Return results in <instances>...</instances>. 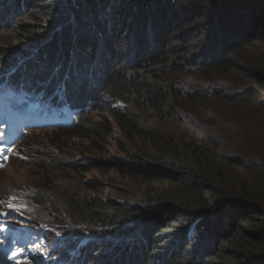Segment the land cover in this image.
I'll use <instances>...</instances> for the list:
<instances>
[{"label":"trees","instance_id":"trees-1","mask_svg":"<svg viewBox=\"0 0 264 264\" xmlns=\"http://www.w3.org/2000/svg\"><path fill=\"white\" fill-rule=\"evenodd\" d=\"M16 1L20 6L12 25L30 22L16 30L13 25V35L0 52L1 169L8 167L15 146L34 130L70 132L67 137L88 142L90 151L102 157L118 130L125 139L119 145L125 156L114 167L101 159L54 163L43 155L32 160L56 172H89L105 164L104 169L114 170L141 191L125 190L121 196L128 203H122L107 198L102 183L91 181L85 183V195L78 197L66 181L55 177L34 193V201L61 200L69 221L79 229H60L51 215L44 218L26 209L38 222L17 230L21 241L12 238L4 247L6 255L18 250L23 259L34 257L33 264L264 262V204L258 199L264 191V156L242 148L254 140L256 145L264 143V101L259 99L264 72L258 65L237 63L246 48L264 45V0H200L209 7L184 20L183 14L177 15L180 0H102L104 6L98 4L101 0ZM150 31L151 44L145 34ZM130 34L137 49L132 48L129 68L107 67L105 62L104 69L100 53L90 71L77 67L79 51L89 56L104 51L113 62L119 61L116 51L110 52ZM179 35L180 42L173 45L169 40ZM66 41L59 66L45 72L40 65L56 63V47ZM33 60L41 63L29 69ZM231 74L249 77L252 84L225 96L220 91ZM191 77L208 83V92L182 91ZM100 78L99 93L108 103L104 111L113 123H90L84 117L93 109L87 92L100 89L91 81ZM209 97L226 108L215 111L210 105L211 116L199 113L195 106ZM235 108L234 117L229 111ZM239 162L251 184L231 177ZM86 163L94 167L87 169ZM162 185L164 190L158 192L156 187ZM207 192L221 202L211 207ZM101 247L107 248L103 254ZM224 252L230 262L222 260Z\"/></svg>","mask_w":264,"mask_h":264},{"label":"rangeland","instance_id":"rangeland-1","mask_svg":"<svg viewBox=\"0 0 264 264\" xmlns=\"http://www.w3.org/2000/svg\"><path fill=\"white\" fill-rule=\"evenodd\" d=\"M110 1V0H109ZM124 1V0H122ZM129 1V0H125ZM95 4V1L93 2ZM114 3V2H113ZM97 4V3H96ZM101 6H104L102 0L100 3ZM118 6V9H121L122 7ZM20 4L16 0H0V52L5 51L7 44V40L12 37L13 33H11V27H13L12 22L15 20L16 13L19 9ZM209 7V2L201 3L200 0H180L179 4L176 6L177 15H181V18L184 20L185 17L189 16V13L191 12H200V9H207ZM124 11V10H122ZM121 11V12H122ZM187 14V15H186ZM97 19L99 20V15L96 14ZM84 20L91 19L90 17H82ZM30 21L28 20H20L16 22L14 25L15 30L17 28H20L22 24H28ZM209 22V21H206ZM205 22V23H206ZM153 26V24H152ZM154 27V26H153ZM196 29V28H193ZM191 27L186 32L190 33ZM21 31H19L18 34H20ZM145 34H149L147 40H151L149 43L151 44L152 40V31L145 32ZM18 36L19 35H15ZM123 36V35H122ZM121 36V37H122ZM14 37V36H13ZM182 36H176V39L171 38L169 41L175 45L176 43H179ZM134 40L133 35H127L121 43H118L115 45V47L111 50V55L114 54L113 52L116 51L114 55L118 56L119 61L113 62L112 58L109 57L106 52H94L91 56L79 51V54L77 55V67L81 68L83 71H90L89 69L96 64L98 61V53H100V57L103 60V65L105 69V65L110 64L107 67H114L116 69H127L130 65V59L133 58L131 53L132 48L137 49V43L134 40V44H132V41ZM73 36L72 39H70V44L73 47ZM68 44V41L64 43V46H58L56 47L58 51L59 57L55 60L56 63H52L46 66L44 64H41V68H44L47 72L50 70L51 72L54 71L57 66H59V63L62 61V57L60 56L62 51L64 50V47ZM104 49H100L102 51ZM114 50V51H113ZM23 55V53H22ZM110 61V62H109ZM237 63L241 66L247 67V66H260L263 68L264 72V45H261L260 43H254L252 46L245 49L244 53H240L237 58ZM105 62L107 64H105ZM41 62H38V60H33L31 62L34 67L38 66ZM1 67V66H0ZM101 67L95 68L94 72L98 73L97 71L101 70ZM104 71V70H103ZM60 72L65 73L64 70H61ZM105 72V71H104ZM33 73V72H32ZM102 78L100 80H97V82L91 81L94 85H101ZM225 81H228L229 83L224 84L225 86L221 89L220 93H225L223 95L227 96L226 94L230 95L234 93L238 87L246 86L250 87L252 83L249 81V77H245L243 75H232L229 78H225ZM189 84L184 86L182 91H184L187 94H194V93H204L208 92L206 91V86L209 85L205 82L197 81L195 78L191 77V81H188ZM191 82V83H190ZM85 88L87 87V80H85ZM195 85V87L193 86ZM100 86V89L97 92L88 91L87 89H84V92H87L89 96L93 99V109L89 111L87 115L84 117L87 118V121L90 123H101L103 120L108 119L110 122L113 123L112 119L109 118L108 114L104 111V109L108 106V103L103 102L102 100H106L103 98L99 92L102 90ZM93 87V86H92ZM220 87V86H219ZM262 91V96H260V100L264 101V90ZM205 103H201L195 106V108L198 110L199 113L205 115V114H212L213 110L215 111L219 110L220 108H226L223 106H220L217 102L210 100V97L204 101ZM212 107H211V106ZM191 110V105L188 106ZM236 109V108H235ZM255 111V110H254ZM234 117L237 114L236 110H230L229 111ZM238 112L242 113L244 116L247 114V111L239 110ZM262 113V112H260ZM147 121L152 123L150 117L145 118ZM154 124V123H152ZM150 124H146V126H149ZM61 130H34L30 132L26 139L15 146L14 155L12 156L11 162L7 163L8 167L6 169H1L0 166V264H33L34 263V257L29 256L26 259H23L21 252L18 250H14V254L12 256L6 255V250H4V247H8L12 243V238H15L18 241H21L19 239V236L22 235L17 233V230L21 228L22 230H26L27 227L31 225V223L38 222V220H35L32 216L28 215L26 213V209H31L33 214H40L42 217L45 218V216L51 215L55 222L60 226V229L64 230H70V229H79V227L73 225L63 209L62 201H55L51 203L49 200H41L37 197V201L41 202V204H38V206H35L33 208V203H36L34 201V198L36 197L34 193H40L44 189L43 187L49 186L52 183V180L55 177H60L64 181H66L72 188L73 193L79 194L78 197H83L86 192V185L85 183L91 182V181H98L102 183L105 186V195L109 199L116 200L118 202H127V199H122L123 193L125 190H134L135 192L139 193L141 191L140 187H137L135 185H130V182L121 177L117 174L114 170H109V168L104 169L103 167H107L105 164H97V166L102 168H94L90 169L89 172H84L85 169L82 168L80 171H60L56 172L54 168L51 167H41L35 164V161L32 159L40 158L41 156L45 155L50 159L51 162L59 163L58 161H64L67 159L77 160V161H83V160H91V159H101L104 163H109L110 167H114V162H119L118 159H122L125 154L120 151L119 145L125 142V139L122 137V134L115 130V136L110 140V145L108 147L109 153L105 156H99L97 152H91L90 151V145L88 142H85L81 139H75L71 137H67L70 135V132L63 133L60 132ZM67 135V136H66ZM256 138V137H253ZM122 142V143H121ZM256 143L257 140H254L253 143ZM247 144L243 145L242 148L249 151V154H262L264 156V143L259 142L256 144ZM94 146L97 147L98 144L94 143ZM3 148L0 146V153H2ZM115 160V161H114ZM117 160V161H116ZM32 162V164L27 165L23 162ZM91 162V161H90ZM240 164V165H239ZM238 166L235 168V172L232 173V176L239 181V182H246L251 184V177L248 173H246L241 165H243L241 162H239ZM85 167L87 169L93 168L91 163H86ZM264 169L261 167V170ZM260 170V172H261ZM231 172V168H230ZM229 173H227V176H229ZM164 185L156 187L158 192H161L164 190ZM264 190V186H263ZM206 199H208L209 204L211 207L217 205L219 202H221V199L212 196L210 192L205 193ZM260 203L264 204V191L260 192L259 198ZM138 203V202H137ZM260 213V212H259ZM7 218V221L5 220ZM30 243L29 241H26L24 243L25 249H30L26 251H31V246H27V244ZM17 244V243H16ZM164 246V245H163ZM96 248V244L94 243L92 246V249ZM101 253L107 249L106 247H101ZM97 251V250H96ZM95 251V252H96ZM93 252L91 255L92 257H95L96 254ZM111 252L113 253V249H111ZM102 253V254H103ZM101 254V255H102ZM226 262H230L232 258H230L228 252L223 253V259ZM232 260L231 264L233 263ZM90 264H100L96 263L95 261H92ZM258 264V263H255ZM264 264V262L260 263Z\"/></svg>","mask_w":264,"mask_h":264}]
</instances>
